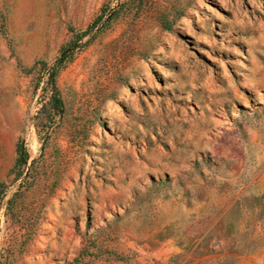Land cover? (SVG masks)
Instances as JSON below:
<instances>
[{"label":"rangeland","instance_id":"rangeland-1","mask_svg":"<svg viewBox=\"0 0 264 264\" xmlns=\"http://www.w3.org/2000/svg\"><path fill=\"white\" fill-rule=\"evenodd\" d=\"M0 264H264V0H0Z\"/></svg>","mask_w":264,"mask_h":264},{"label":"trees","instance_id":"trees-1","mask_svg":"<svg viewBox=\"0 0 264 264\" xmlns=\"http://www.w3.org/2000/svg\"><path fill=\"white\" fill-rule=\"evenodd\" d=\"M26 160V159H25Z\"/></svg>","mask_w":264,"mask_h":264}]
</instances>
